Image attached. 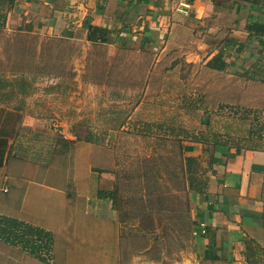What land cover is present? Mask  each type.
Masks as SVG:
<instances>
[{"label": "crops", "instance_id": "obj_1", "mask_svg": "<svg viewBox=\"0 0 264 264\" xmlns=\"http://www.w3.org/2000/svg\"><path fill=\"white\" fill-rule=\"evenodd\" d=\"M0 30L139 45L148 55L158 48L178 59L173 70L186 55L190 71L204 72L199 85L216 92L212 102L247 100L264 119V0H0ZM62 99L42 90L0 99V221L52 235L41 258L0 237V264H264V143L183 141L204 183L188 193L196 233L184 253L150 259L143 248L133 252L138 240L100 195L115 177L94 144L64 126L67 111L53 101Z\"/></svg>", "mask_w": 264, "mask_h": 264}, {"label": "rangeland", "instance_id": "obj_2", "mask_svg": "<svg viewBox=\"0 0 264 264\" xmlns=\"http://www.w3.org/2000/svg\"><path fill=\"white\" fill-rule=\"evenodd\" d=\"M20 34L0 30V99L41 90L62 96L63 103L53 101L54 108L67 111L64 126L73 128L71 136L87 137L102 169L115 177L119 218L125 233L138 240L133 252L149 245L154 258L184 253L188 242L182 248L175 230L181 157L172 138L204 135L210 142H200L214 146L210 137L216 133L250 147L264 138L255 137L259 131L264 135L262 112L247 100L242 107L212 102L216 92L199 85L204 72L190 71L186 55L180 57L181 69L173 70L178 59L158 48L148 55L139 45L122 49L75 36ZM150 201L155 237L146 230Z\"/></svg>", "mask_w": 264, "mask_h": 264}, {"label": "trees", "instance_id": "obj_3", "mask_svg": "<svg viewBox=\"0 0 264 264\" xmlns=\"http://www.w3.org/2000/svg\"><path fill=\"white\" fill-rule=\"evenodd\" d=\"M20 34V33H18ZM21 35V34H20ZM18 36V35H17ZM26 36V35H24ZM89 37V35H88ZM193 136V135H192ZM264 135H261V131L257 132V135L255 136L258 140H260ZM76 137L78 140L83 142H89L88 138L85 137L81 140V137L76 134ZM171 138V137H170ZM225 139L221 138V135L219 136L216 133H211L210 139L213 141L212 144L214 145H225L228 147H235V148H255L260 145H263L264 141L262 139L261 143L250 145V147H245L244 145L237 144L230 142L228 138L224 137ZM197 140L202 142H210L208 140L207 136H202V138H198ZM172 143L177 146L179 152H180V162L177 167L176 176L178 177L179 183H180V194H176V202L177 206L176 208V215H177V222H176V228L177 235L179 238L180 246L183 248L185 247V242L187 243L190 238L191 234L193 232L191 227V221H190V213H189V201H188V193L191 189V187L194 185L197 189L201 188L202 185L204 186V183L202 184V181H200L199 178H195L197 175L201 174L199 172V166L197 168L196 159L194 157L186 156L183 153V138H172ZM100 195L105 197H110L112 199V202L114 204V207L118 209V206L116 204V183L114 184V187L111 190H100ZM150 195V193H148ZM149 202V200H148ZM149 210L145 211L147 213V219L149 220L150 227L147 228V232L150 235H154V237L157 235L155 234L156 227L154 226V221L151 217L152 213L154 212V207L151 205V201L148 205ZM164 209V208H162ZM122 220V219H121ZM124 221V220H122ZM178 226V227H177ZM141 228V226L139 227ZM141 231L143 229H140ZM0 237L3 240H6L10 242L11 244L20 243L21 247L28 250L30 253H33L41 258V250H43V245L46 247L45 251L51 250V243H52V235L49 232L44 231L43 229L39 227L32 226L28 223H24L22 221H14L12 219H5L4 221H0ZM143 247V250L145 249L150 257V259H159L160 257H152L150 256V247L147 246H141ZM142 248H139V250ZM138 250V251H139Z\"/></svg>", "mask_w": 264, "mask_h": 264}, {"label": "built area", "instance_id": "obj_4", "mask_svg": "<svg viewBox=\"0 0 264 264\" xmlns=\"http://www.w3.org/2000/svg\"><path fill=\"white\" fill-rule=\"evenodd\" d=\"M204 224L203 223H200V226H203ZM202 229V231H204V229L203 228H201ZM196 233V231H193V234H195Z\"/></svg>", "mask_w": 264, "mask_h": 264}]
</instances>
